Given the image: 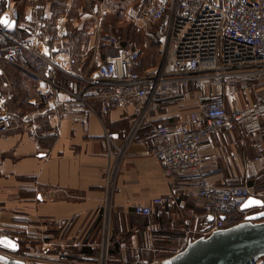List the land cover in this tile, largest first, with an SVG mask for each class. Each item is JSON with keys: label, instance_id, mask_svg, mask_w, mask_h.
Returning a JSON list of instances; mask_svg holds the SVG:
<instances>
[{"label": "crops", "instance_id": "0c3cea01", "mask_svg": "<svg viewBox=\"0 0 264 264\" xmlns=\"http://www.w3.org/2000/svg\"><path fill=\"white\" fill-rule=\"evenodd\" d=\"M29 1L25 17L13 34L37 45L41 51L26 53L43 64L38 70L25 62L18 66L36 79V90L32 91L31 81L14 88L7 81L0 86V112L4 104H11L25 91L29 92L25 103L37 107L24 112L25 117H19L10 131L0 135V224L22 234L39 229L41 237L42 232L47 233V226H42L47 221L64 223L72 232L82 231L105 205L106 173L116 162V182L112 195L110 192L109 248L118 247V254L108 257L109 264H126L138 256L155 264L166 260L163 256L168 253L182 251L190 241L203 236L201 227L207 208L204 201L193 196L196 173L168 175L151 155L153 132L161 124L186 122L203 95L221 89L192 85L188 98L156 100L136 138L125 143L138 103L105 113L89 80L99 64L115 53L109 41V46L101 44L103 22L108 21L117 30L131 24L155 41L148 34L155 29L149 22V12L157 0H102L98 4L92 0ZM136 40L131 41L142 52L141 68L159 66H143L151 44L143 49ZM154 54L150 51L151 59ZM50 57L56 60L57 68L50 69ZM56 73L72 81L56 83ZM82 91L95 112L73 96ZM38 95L45 99L44 106L39 105ZM251 100V94L237 92L228 96L226 105L232 110L247 106ZM108 136H113L114 144ZM116 149H123L117 158ZM205 153L209 159L203 168L212 187L225 189L264 178V135L243 126L220 130ZM255 156L261 160L248 165L247 157ZM159 197L170 201L155 205L153 201ZM138 206H152L154 213L138 216L134 213ZM9 236L19 238L18 234ZM41 241L44 256H52L47 240Z\"/></svg>", "mask_w": 264, "mask_h": 264}, {"label": "built area", "instance_id": "2783aa9c", "mask_svg": "<svg viewBox=\"0 0 264 264\" xmlns=\"http://www.w3.org/2000/svg\"><path fill=\"white\" fill-rule=\"evenodd\" d=\"M18 6L19 0H0V37L9 41L7 46L0 48V61L13 65H18V57L24 52L41 51L33 42L13 34L12 23L17 19ZM149 22L155 25L154 31L148 34L159 44V66L139 71L142 54L137 44L114 36L109 43L115 53L99 64L89 86L97 88L95 96L102 102L105 113L111 108L138 103L136 118L125 143L136 138L156 100L188 98L192 85L201 89L206 85L221 89L203 95L186 122L156 126L151 149V155L168 175L197 174V190L193 196L206 205L207 214L201 232L202 237H207L224 229L227 219L253 196L247 186L212 187L203 167L209 159L205 150L213 135L220 130L243 126L249 132L264 135V0H220L219 3L211 0H157V5L149 12ZM48 63L50 69L58 66L54 57H50ZM48 82L54 85L52 81ZM237 92L251 94L252 100L245 107L229 110L226 100ZM73 96L95 112L85 91ZM17 118L15 111L1 113L0 135L10 131ZM112 138L108 136L109 142L114 144ZM112 148L111 145L110 152ZM117 151L116 158L121 156L123 149ZM260 160V156L247 157L246 163L252 165ZM117 168L115 162L106 173L108 192L102 209L104 233L106 231L102 257L106 263L112 207L110 192L112 195ZM169 201L170 198L159 197L153 203L161 205ZM134 213L150 216L154 208L138 206ZM209 217L214 219L210 221ZM126 264L152 263L138 256ZM255 264H264V257Z\"/></svg>", "mask_w": 264, "mask_h": 264}, {"label": "rangeland", "instance_id": "374dc122", "mask_svg": "<svg viewBox=\"0 0 264 264\" xmlns=\"http://www.w3.org/2000/svg\"><path fill=\"white\" fill-rule=\"evenodd\" d=\"M95 4H98L102 0H92ZM213 3H219V0H211ZM137 42L139 46L145 49L147 44H153L149 38H147L145 33H139L137 36ZM156 46V44H153ZM147 48V47H146ZM150 48V47H149ZM147 48L144 55L143 66L150 67L160 64L161 57L158 53V47ZM150 51H156V56L154 59L150 58ZM27 52V51H26ZM24 52V53H26ZM158 57V60H157ZM5 62V61H1ZM159 62V63H157ZM20 64L18 63L17 66ZM10 105V104H9ZM3 113L5 111H15L18 114V118L15 124L19 121V117H25L24 110L11 108L4 104ZM14 124V125H15ZM5 135V134H2ZM260 187L263 189L258 192L260 199L264 200V178L260 180ZM245 186V185H240ZM252 193H255L254 188H251ZM257 194V193H256ZM264 209V208H263ZM260 211L259 209H251L247 211L246 214L255 213ZM104 215L103 210L92 219L89 225L82 231L72 232L66 224L60 222L47 221L43 223L42 226H47V233L42 232L43 237L39 234V229L35 233H15L10 231L8 228L3 227L0 224V235H14L18 234L17 239L20 244L19 252H11L6 248L0 247V254L20 259L25 261L27 264H109L102 257V245L103 240L106 238L104 233ZM45 235H48L45 238ZM47 240L50 245L48 248V254H52L50 257H46L45 250L42 248L44 245L41 240ZM179 248V247H178ZM84 249H91L96 251V256L93 257L90 254H86Z\"/></svg>", "mask_w": 264, "mask_h": 264}, {"label": "water", "instance_id": "95a60500", "mask_svg": "<svg viewBox=\"0 0 264 264\" xmlns=\"http://www.w3.org/2000/svg\"><path fill=\"white\" fill-rule=\"evenodd\" d=\"M255 208L260 211L247 215L245 221L190 241L173 257L155 264H255L264 257V200L251 196L241 207L243 211ZM213 219L210 217V221ZM0 246L13 252L20 250L17 238L9 235H0ZM0 264L26 262L0 254Z\"/></svg>", "mask_w": 264, "mask_h": 264}, {"label": "trees", "instance_id": "16d2710c", "mask_svg": "<svg viewBox=\"0 0 264 264\" xmlns=\"http://www.w3.org/2000/svg\"><path fill=\"white\" fill-rule=\"evenodd\" d=\"M29 0H19V6H18V15H17V19H16V24L14 26V30L17 28V26L19 25V22L24 19L25 17V13H26V7L29 4ZM113 26H115L114 24H112ZM120 33V34H118ZM101 34V44H108V41L111 37H114V35H121L122 39H124L125 41H131L134 39H137V35L139 34L138 31H136L135 29H133V27L131 26V24L127 25L125 24V27L122 29H113L108 21H104L103 25H102V30L100 32ZM116 37V36H115ZM153 44H156V46L158 47L159 50V44L155 41H151ZM9 44V41L7 39H5L4 37H0V48L5 47ZM151 44V47H156L155 45ZM109 46V44L107 45ZM159 53V51H158ZM142 54V52H141ZM160 55V54H159ZM156 56V51L155 54L152 55L153 59ZM142 57V55H141ZM23 62L27 63L29 65V67L33 70H38L41 68L42 66V61L40 59H38L37 57L33 56L32 54L29 53H23L22 55H20L18 57V63L21 65L23 64ZM141 62H142V58H140L139 64H138V70L139 71H143V69L141 68ZM0 67L4 70V74L0 75V86L4 83V82H9L11 84V86L14 87H19L23 84V81H31V85H32V91L38 86V82L36 81V79L31 76L28 72H26L25 70L19 68L17 65H13V64H9L7 62H1L0 61ZM54 80L57 83L56 80H58L60 83H65L68 84L72 81V79L66 77V76H61L59 74H55L54 75ZM59 76V78H58ZM62 81H60V80ZM61 83V84H62ZM82 85V84H81ZM84 86L81 87V89ZM95 91L97 90V88L94 89ZM94 91V92H95ZM28 91H25L24 93H19V97H15V99H13L12 103L8 106L13 108L15 107L16 109H22L24 110V112L26 111H30L31 109H35L37 107H35L34 105L31 104H26L25 103V99H27V95H28ZM38 98L40 100V106H44L45 104V99L42 98L40 95H38ZM96 98V97H95ZM88 99V98H87ZM113 109V108H111ZM110 109V110H111ZM109 110V111H110ZM260 183V179H251L249 180L245 186L249 187L250 190L251 188H254L255 193H252V195L254 197L260 198V195L258 194V192L262 191L263 189L259 186ZM257 193V194H256ZM246 211L243 210H239L237 211L232 217H229L226 221V227H231L234 226L236 224H239L243 221H245L246 219ZM86 254H90L91 256L95 257L96 256V251L91 250V249H84ZM118 254V247L112 248L110 246L109 248V257L111 255H117ZM177 252H173V253H168L166 255L163 256L164 259L173 257L174 255H176ZM110 263V262H109Z\"/></svg>", "mask_w": 264, "mask_h": 264}]
</instances>
